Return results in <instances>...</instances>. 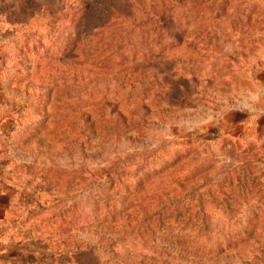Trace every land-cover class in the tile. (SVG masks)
<instances>
[{"label": "rangeland", "instance_id": "obj_1", "mask_svg": "<svg viewBox=\"0 0 264 264\" xmlns=\"http://www.w3.org/2000/svg\"><path fill=\"white\" fill-rule=\"evenodd\" d=\"M9 186L0 264H264V0H0Z\"/></svg>", "mask_w": 264, "mask_h": 264}, {"label": "crops", "instance_id": "obj_2", "mask_svg": "<svg viewBox=\"0 0 264 264\" xmlns=\"http://www.w3.org/2000/svg\"><path fill=\"white\" fill-rule=\"evenodd\" d=\"M16 193L17 191L15 189V186H9L8 190H5V191L0 190V209H3L2 211H5L6 206L8 205L6 202H8L9 200L15 199ZM6 198L8 201H6ZM1 242H2V239L0 238V243Z\"/></svg>", "mask_w": 264, "mask_h": 264}]
</instances>
